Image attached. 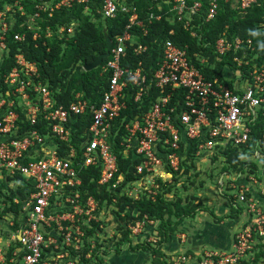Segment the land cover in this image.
<instances>
[{
    "label": "built area",
    "instance_id": "2783aa9c",
    "mask_svg": "<svg viewBox=\"0 0 264 264\" xmlns=\"http://www.w3.org/2000/svg\"><path fill=\"white\" fill-rule=\"evenodd\" d=\"M219 1L206 0V11L200 17L201 0H150L145 15L139 19L135 7L125 0H102L95 10L101 19H113L121 13L126 23L122 33L111 40L106 61L100 67L101 73H108V83L96 105L87 104L78 93L67 106L56 105L47 86L39 80L35 65L20 53L13 55V66L0 83V181L9 177L11 184L22 179L30 184V192L21 201L11 199L14 211L8 210L10 204L4 207L0 201V264H102L100 235L91 232L98 203L76 191L80 185L79 171L98 167V186L114 189L123 183L122 195L126 198L135 201L146 195L152 200L159 190L158 180L165 176L170 179L178 170V143L182 139L197 140V154L201 150L219 151L228 144L237 149V157H243L239 159L244 166L241 175L222 171L215 184L219 194L225 182L228 184L233 204H241L244 222L233 234L229 251H207L196 257L182 255L175 263L236 264L248 253L253 235L264 238V207L240 184L242 178L255 182L253 174L247 173L251 165L255 166L256 177H260L259 168L264 166V58L258 63L257 58L244 54L254 51L251 40L221 34L213 42L217 62L232 53V68L222 67L232 74L222 75L231 82L230 87L216 77L204 78L200 68L206 65L199 63L197 67L188 59L187 47L176 46L170 40L160 44V57L149 79L140 60L133 68L122 66L127 49L134 57L146 52L147 46L138 43L136 37L145 36L148 26L168 21L177 24L190 38H197L198 27L215 17ZM259 1L221 0L232 2L238 15H244ZM87 2L36 0L34 11L27 15L25 29L29 30L40 12L70 8L73 4L83 5L86 10ZM8 10L0 9L2 52L6 51L5 35L10 29L6 21ZM21 10L18 8L22 15ZM260 26L264 28V20ZM58 33L70 37L73 28L60 27ZM31 37L35 39L37 34L33 32ZM23 39L24 33L12 34L13 42ZM128 87L133 103L150 87L157 95L146 111L128 120L121 118L116 129V120L126 109ZM18 112L29 126L36 125L39 118L45 134L36 129L19 133ZM85 112L90 115V124L78 155L67 145L64 155H60L58 142L67 144L70 140L68 123ZM119 127L123 133L117 145L122 155L139 159L134 165V175L138 176L135 180L124 181L121 174H116L115 155L108 138L116 135ZM68 204L71 207L65 206Z\"/></svg>",
    "mask_w": 264,
    "mask_h": 264
},
{
    "label": "trees",
    "instance_id": "16d2710c",
    "mask_svg": "<svg viewBox=\"0 0 264 264\" xmlns=\"http://www.w3.org/2000/svg\"><path fill=\"white\" fill-rule=\"evenodd\" d=\"M8 1L9 0H0V9L2 4ZM24 1H21V4L26 15L31 14L34 10L36 0H31L32 3L30 4H26ZM101 1L102 0H88L86 3L88 11L86 12L95 13L96 8L100 7ZM125 2L126 4L135 7L139 19L143 18L147 7L150 5V0H125ZM201 2L202 5L198 15L203 17L206 11L207 2L206 0H201ZM83 7V5L73 4L70 9L59 8L54 10L48 18L45 13H39L41 16V23L39 21V25H41V27L46 23L49 27L58 25L65 29L71 26L73 28V33L70 37L62 34L60 38L57 36V38L54 36L53 38H46L42 31L40 33L39 30H36L38 35L35 39H32V30H26L24 28V30L20 31L17 30L15 26L9 29L5 35L6 53L4 54L5 58L3 63L0 65L1 77L13 66V55L20 53L25 60L35 65L39 80L42 84L47 86L56 105L67 106L74 100L73 97L76 93L80 94L81 99L85 100L87 104H98L108 83V73L100 72V67L104 64L106 59L104 58L98 67L90 71L82 70V65L83 63H90L97 54L104 52L105 42L103 35H106L110 40H113L116 35L122 33L123 27L126 23V17L123 14L118 13L113 19H102V28L100 29L95 26V24L90 23L85 19L86 17L83 15L85 14L83 13ZM73 14L79 16L80 21L75 26H73L72 23L70 24V22L68 23ZM263 20L264 0H260L257 5L247 9L244 15H238L236 9L232 6V2H221L220 0L218 2L215 17L211 21L201 24L198 27L197 38H190L177 24H169L165 21L153 23L148 26L145 36L137 35L136 37L138 43L147 46L146 52L138 57H134L127 49L122 61V66L133 68L136 65V62L140 60L141 68L143 72L146 73L147 79H149L154 70L155 63L160 57V44L165 40H170L176 46H186L187 57L192 62H194L193 53L200 52V56L206 58L213 66L210 70L208 67L200 68V72L204 78L208 79L216 77L219 81L230 87L231 82L225 81L220 74V71L224 65H228L232 68V63H230L229 60L232 53H228L226 56L221 57L220 61L217 62L212 52L213 42L221 34H225L227 38H232L233 36H238L242 39L249 38L258 55L256 62L259 63L264 58V28H261L260 26ZM15 32L24 33V39L22 42L12 41V34ZM50 38L52 39L50 40ZM194 64L197 67H200L199 61L198 63L194 62ZM125 92L127 93L126 109L120 112V116L115 123L116 129L121 118L128 120L134 115H140L146 111L149 104L157 95L156 90L153 87H150L138 101L133 103L131 88L128 87ZM17 124L19 133L29 129H36L41 134H45L46 132L44 123L39 120V118L37 119L36 125L29 126L23 119L21 113H19ZM89 124L90 115L88 112L74 117L72 122H70V124L68 123L71 132L70 140L67 144L58 142L57 145L60 146L58 152L60 155H64L67 146L73 147L78 155L80 143L84 140L87 134ZM116 132V135L108 138L112 152L115 155L117 166L116 174H121L124 181L135 180L138 176L134 175V165L139 162V159H133L130 154L127 156L122 155L121 147L117 145L119 137L123 133L122 128L119 127ZM197 143V140L182 139L178 143L179 149L177 154L180 157L182 153H193L196 150ZM222 150H224L223 155L225 156V163H231L233 167L236 166V168L233 169L234 171H240L242 168H239V166L236 165V163L240 162L238 159L236 161L235 157L237 149L227 144ZM232 161H234V163ZM181 162L182 160L179 163ZM250 167L255 170L254 165H251ZM179 168L180 164L178 169ZM177 172L178 170L173 172L172 175ZM98 173V167L90 166L81 169L78 173L80 185L76 187V191L80 196H91L99 204V198L103 199V197L105 198V196L110 195L108 190L117 191L123 183L114 189H108L105 186H98L96 184ZM14 178L17 179V177ZM6 180L9 181L10 178L6 177ZM160 184L161 183L159 182V185ZM16 187L15 194L21 197L24 196V192L26 193V196L30 192V184L23 182L22 179L17 181ZM159 195H161V193L158 191L153 200L145 196H140V198L135 201L120 196L117 199L116 205L117 214L123 212L124 216H131L130 218L132 221H141L143 218H146L147 220L158 222L155 230L158 240L155 242L154 246L149 243L141 242L127 247L129 252H135L137 250L148 251L153 259L152 264H156L157 257H160L158 251L159 246L166 241L168 235L174 233L182 218L190 217L196 211L202 210L201 203L198 206L187 207L185 205L183 207H177L173 211L174 220L170 221L171 211L167 209ZM227 199L230 203L232 213H229L226 217L232 218L233 216L240 214L241 207L233 204L234 202L230 195L227 196ZM164 216H167L166 220L163 219ZM211 216L213 217L212 214ZM213 220L217 222L220 219L213 217Z\"/></svg>",
    "mask_w": 264,
    "mask_h": 264
},
{
    "label": "rangeland",
    "instance_id": "374dc122",
    "mask_svg": "<svg viewBox=\"0 0 264 264\" xmlns=\"http://www.w3.org/2000/svg\"><path fill=\"white\" fill-rule=\"evenodd\" d=\"M21 1L24 0H9L8 2H4L2 4L1 8H9L8 12L6 13V21L10 24V29L15 26L17 30H24L26 27V21H27V15L26 12L21 4ZM49 0H46L48 2ZM26 4L32 3L31 0H26L24 1ZM46 7H49V4H45ZM22 8L21 12L18 11V8ZM72 8V6L70 7ZM68 8V9H70ZM34 11V10H33ZM54 11V10H53ZM52 11V12H53ZM88 11L87 9H83V15H85V19L90 22L95 24V26L99 27L100 29L102 28L101 24V17L93 12H86ZM52 12H42L46 14V17H50ZM50 14V15H47ZM22 17V18H20ZM41 16L38 15L37 18H35L34 22H32L29 25V30H32L38 35V32L36 30L41 31L44 34H49L48 37H58L60 38L61 34L58 33V29L61 26L58 25H53L52 27H49L46 24L39 25V21L41 23ZM83 19V18H82ZM43 22V21H42ZM72 23L73 26H75L77 23H79V16L76 14H73L71 18L69 19L68 23ZM168 22V21H167ZM170 24V22H169ZM27 30V28H26ZM23 33V32H21ZM56 37V38H57ZM50 38V40L52 39ZM246 56H252L254 58H257V53L255 52V48L253 52H248L245 51ZM6 51L2 52L0 51V65L3 63L4 60V54ZM193 61L206 65L208 69H212L213 66L210 64L206 58L200 56V52H194L193 53ZM227 73L228 75H232L229 72L222 70L220 71L221 75H224ZM223 77V76H222ZM227 77V75H225ZM2 77L0 75V83H1ZM225 150V149H224ZM224 150L219 149V151L215 152H207L205 150H201L200 153H196L194 151L193 153L188 152L182 153L180 156V160H182L180 164V168L178 169V172L176 174H173L171 178L169 179L168 177H163V180L166 179V181L163 180H158V183L160 182L161 184L159 185V193H161L160 198H162L163 202L165 203L166 207L168 210L171 211V216H170V221L174 220V213L173 211L177 207H191V206H198L200 205V200L197 198L198 195H221V194H227V195H232L233 192L231 189L228 190V184L223 185L221 188L222 193H218L216 189V178L218 177L220 171H225L228 173H232L233 175L235 174H240L243 172L244 166L240 162L236 163L239 168H242L240 171H234L233 169L236 168V166H232V164H227L225 163V156L223 155ZM238 151L236 152V161H240L239 159L243 160V157H237ZM234 163V161H232ZM227 167V168H226ZM252 167H250V170L247 171L248 174H253L255 177V182H247L244 180V178L240 179L241 181H244L245 184H241L244 187L247 186H252L251 189L257 190L259 186L258 183L261 182V187L264 188V166L259 168L260 171V177H256V172H254ZM236 172V173H234ZM258 173V172H257ZM168 180V181H167ZM261 180V181H260ZM260 181V182H259ZM247 184V186H245ZM122 184V183H120ZM119 184V185H120ZM17 182L9 183V181L1 180L0 181V201H2L1 204L4 205V207L7 206V204H10V209L9 211H14L12 210V202L11 199L15 198L19 201L23 200L26 198V193H23V197L15 194L16 189H17ZM227 186V187H226ZM124 185H121V187L117 191H112L108 190L107 192L110 194L109 196H105V198H99V204H98V209L93 213L95 216V221L91 222V225L94 229L92 228L91 232L100 235V239L98 240L99 244L101 247L104 249L103 253L104 255H107L109 253H119L121 250H127L128 246H133L134 244L137 243H147V239L153 238V230H156L158 222L157 221H150L147 220L146 218H143L141 221H132L131 216H124V213L117 214V199L120 196L125 197L122 195L124 189ZM2 190V192H1ZM249 191V189H248ZM258 191V190H257ZM156 192V194H157ZM250 193V192H249ZM260 193V192H259ZM155 194V195H156ZM153 195V198L155 197ZM251 195V194H250ZM249 195V196H250ZM147 197L146 195H143ZM264 196V195H263ZM126 198V197H125ZM149 198V196H148ZM262 198V196H261ZM150 199V198H149ZM264 199V197L262 198ZM235 204L238 206H241L238 202L235 201ZM66 207H71V205H65ZM262 207H264V203L261 204ZM191 209V208H187ZM132 215V214H131ZM241 216V220H242ZM164 220L167 219V216L163 217ZM244 221V219H243ZM2 226L3 222L1 223ZM251 244H250V249L248 253L243 258H240L236 264H264V238H257L254 235L251 237ZM151 243V242H149ZM148 244V243H147ZM153 246L155 245V242L152 243ZM128 251V250H127ZM172 264L171 262L163 261L161 260H156V264ZM175 264H180V263H175Z\"/></svg>",
    "mask_w": 264,
    "mask_h": 264
},
{
    "label": "crops",
    "instance_id": "0c3cea01",
    "mask_svg": "<svg viewBox=\"0 0 264 264\" xmlns=\"http://www.w3.org/2000/svg\"><path fill=\"white\" fill-rule=\"evenodd\" d=\"M241 182L240 184H245L244 181ZM256 186H259V188L255 187L258 191L251 189L252 186H247V188L250 196L262 204L264 196L261 192L264 188L261 187V182ZM227 196L229 195H198L202 210L196 211L190 217L182 218L174 233L168 235L166 241L159 246L160 257H157V260L163 259V261L175 264L177 258L182 255L196 257L207 251L216 253L229 251L233 234L241 228L244 221L243 218L240 219V214L232 218L226 217L232 213ZM211 214L220 220L215 222ZM153 233V238L146 240L147 243L151 242L149 244L152 246V243L158 240L155 230ZM152 260L148 251L121 250L117 254L111 252L104 255L102 264H152Z\"/></svg>",
    "mask_w": 264,
    "mask_h": 264
},
{
    "label": "water",
    "instance_id": "95a60500",
    "mask_svg": "<svg viewBox=\"0 0 264 264\" xmlns=\"http://www.w3.org/2000/svg\"><path fill=\"white\" fill-rule=\"evenodd\" d=\"M104 42H105V48L103 53H99L96 55V57L90 62V63H83L82 65V70L84 71H90L92 69H95L101 64V61L107 57L108 55V50L111 45V40L106 36L103 35Z\"/></svg>",
    "mask_w": 264,
    "mask_h": 264
}]
</instances>
